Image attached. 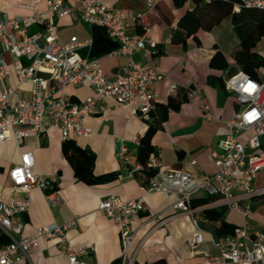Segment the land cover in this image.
<instances>
[{"label": "crops", "instance_id": "0c3cea01", "mask_svg": "<svg viewBox=\"0 0 264 264\" xmlns=\"http://www.w3.org/2000/svg\"><path fill=\"white\" fill-rule=\"evenodd\" d=\"M104 2L127 16V24L133 33L140 35L136 29L139 23L145 27L144 35L157 43L155 49L147 46L145 50L138 51L135 59L154 62L157 69L168 77L151 89V101L164 119L162 127L149 131V123L135 115L130 106L117 105L110 98L104 99L101 106H108L110 110L85 116L82 124L87 133H73L70 138L78 146L93 151L96 175L118 173L117 179L96 185L77 179L73 164L64 151V139L57 129L48 128L43 135L27 137L20 147L13 139L0 140V193L7 202L12 196H25L22 189L14 193L9 171L20 163L22 152L29 151L35 159L34 173L58 176L60 201L57 206H51L44 191L39 188L29 191L31 205L21 216L25 224L24 235L35 234L41 226L75 220L67 232L73 245L91 242L95 246L92 253L82 257L81 264H115L121 254L120 230L113 219L99 210V203L110 195H116L122 200L139 199L143 205V210L133 220L135 237L130 252L135 255V264H148L160 259L167 264H215L211 258L217 257L219 250L210 240L211 224L203 219L200 212L197 213L199 224L204 229V241L194 248L189 247L188 239L194 236L195 227L190 215L174 207L177 196L147 193V172L144 170L131 175L129 165L121 162L119 152L122 145H126L131 152V161L140 163L137 154L143 144L142 139L146 137L154 150L161 153V162L168 168L187 169L196 176L216 171L219 142L228 134L225 121L239 109L233 94L214 78L221 76L224 81L240 71L234 59L239 37L233 28L231 15L224 16L210 29L199 28L196 38L189 37L183 43L173 38V34L186 9L195 6V0H187L185 7H178L174 0H155L149 10L147 0ZM77 3L78 0L65 1L67 6ZM46 10L47 0H0V15H46ZM246 12L244 8L234 7L232 15H244ZM142 13L145 14L144 19L139 20L138 15ZM55 24L64 41L72 36L81 41L92 37L91 27L80 20L77 12L55 17ZM36 29L39 27L33 28ZM254 51L264 56V35L257 41ZM216 52L227 63L226 68L219 66L222 59H217L215 65L210 63ZM81 53L84 54V50ZM6 56L11 72L8 83L16 86L18 81L12 58L8 54ZM126 61L125 57L115 55L100 57L102 71L106 75H112ZM255 80L264 83V65L258 69ZM171 82L179 86L176 91H171ZM19 88L22 94L31 96L29 83H23ZM182 88L199 90V99L184 97ZM66 91L78 103L93 94L88 82L69 86ZM14 98L17 99L18 95ZM175 103L177 106L173 107ZM204 105L212 115L210 118L204 115ZM45 125H48L47 119ZM251 134L252 130L238 132L236 140L243 142ZM192 160L196 162L191 164ZM254 184H264V170L256 175ZM252 210V227L258 231L264 227V196L253 203ZM222 219L235 227L242 223L241 214L231 209L224 210ZM29 254L28 260H19L16 264H69L67 255L52 240L41 239L39 246L31 248Z\"/></svg>", "mask_w": 264, "mask_h": 264}, {"label": "built area", "instance_id": "2783aa9c", "mask_svg": "<svg viewBox=\"0 0 264 264\" xmlns=\"http://www.w3.org/2000/svg\"><path fill=\"white\" fill-rule=\"evenodd\" d=\"M65 1L47 0L46 15H0V140L13 139L20 147L25 138L43 135L48 128L59 130L64 140L73 133H87L82 119L109 111L110 107L101 106L106 98L113 99L117 105L130 106L133 113L145 121H151L156 115L151 89L168 77L154 62L138 61L135 55L147 46L155 49L157 43L133 33L127 16L104 0H78L75 6H67ZM154 4L155 0H147L148 10ZM235 8L264 11V0H238ZM73 12L78 13L84 24L105 28L107 35L117 42L118 46L107 54L125 57L127 61L112 75L103 73L100 57H91L92 37L86 41L77 36L67 41L60 38L55 17ZM144 16L139 14L138 19L143 20ZM34 27L39 29L33 30ZM7 54L16 71V86L8 83L11 72ZM86 82L91 85L93 94L83 102H75L67 87ZM23 83L31 85L30 97L20 92L19 85ZM178 87L170 83L171 91ZM225 89L233 94L239 109L225 121L228 134L219 142L215 172L196 176L187 169L168 168L162 164L158 150L150 153L146 166L133 163L130 149L124 144L119 158L129 165L131 175L146 167L153 170L147 193L177 196L174 207L190 215L195 227L194 236L188 239L189 247L194 248L204 241V229L197 214L203 206L192 205L196 195L204 194L214 198L207 206L231 209L242 216V223L231 234L216 239L210 233V240L219 250V255L211 258L215 264H264V227L255 231L251 223L253 203L264 196V184H254L256 175L264 170V83L240 70L225 79ZM199 94V90L188 88V98L197 100ZM202 108L204 115L210 118L208 107ZM46 119L48 125H45ZM247 130H252V134L245 141L236 140L238 132ZM34 165L32 152L26 151L22 152L20 163L9 171L14 193L22 189L26 192L24 197L12 196L7 202L0 193V235L8 239L0 244V264L28 260L30 249L38 247L41 239L55 241L67 255L69 264H81L82 257L92 253L95 246L91 242L73 245L67 232L75 220L41 226L32 235L23 234L25 224L21 216L31 205L29 191L33 188L44 191L51 206H57L60 201L58 176L34 173ZM99 210L119 227L120 264H135V255L130 252L135 237L133 220L143 210L142 203L139 199L122 200L110 195L99 203Z\"/></svg>", "mask_w": 264, "mask_h": 264}, {"label": "trees", "instance_id": "16d2710c", "mask_svg": "<svg viewBox=\"0 0 264 264\" xmlns=\"http://www.w3.org/2000/svg\"><path fill=\"white\" fill-rule=\"evenodd\" d=\"M187 0H174L178 7H185ZM238 4V0H210L203 2L195 0V6L191 9L187 8L183 16L178 22V29L173 34V38L186 43L189 37L196 38L195 34L199 28L210 29L212 25L217 23L226 15H231L233 28L239 37L238 49L235 51L234 59L239 66V70L247 73L252 78H256L258 69L264 65V56L254 51L257 41L264 35V11L255 9H246L244 15H232L234 7ZM137 34L144 35L145 27L137 24ZM93 45L91 48V57H101L106 55L111 50L115 49L118 44L111 39L105 28L101 26L91 27ZM217 59H222L221 68H226L227 63L223 60L221 54L216 52L211 64L215 65ZM232 75V74H231ZM219 85L224 88L225 80L221 76H214ZM184 97H188V88H182ZM177 104H173L176 107ZM162 113L156 108V115L149 123V131L161 128L163 124ZM143 144L140 146L137 154V160L143 166L147 165L149 155L154 148L146 141V137L142 139ZM64 151L71 163L73 164L75 176L78 180L84 181L87 184L96 185L103 184L117 179L118 173L111 172L101 175H96L93 170L95 163V154L92 150L78 146L72 139L64 140ZM147 175H152L153 170L150 168L144 169ZM214 201V198L208 195L195 196L192 200L193 207L203 206L200 213L204 220H207L210 225L211 233L216 239L229 235L233 232L235 225L230 224L222 219L225 208L223 207H208L207 205ZM218 222V225L215 223ZM8 239L0 235V244L6 243ZM115 264H120V258ZM148 264H167L165 260L160 259Z\"/></svg>", "mask_w": 264, "mask_h": 264}]
</instances>
